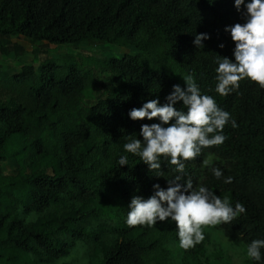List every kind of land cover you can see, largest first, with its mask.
<instances>
[{"label": "trees", "instance_id": "1", "mask_svg": "<svg viewBox=\"0 0 264 264\" xmlns=\"http://www.w3.org/2000/svg\"><path fill=\"white\" fill-rule=\"evenodd\" d=\"M245 11L235 0H0L1 54L26 55L14 36L46 42L33 63L13 74L0 71V264H170L177 256L183 264H210L206 226L205 240L185 250L171 218L152 227L126 224L131 199H147L155 184L167 189L174 176V166L162 165L166 177H157L124 151L127 136L143 140L141 126L160 122L128 114L152 99L163 105L173 85L186 87L189 74L237 127L226 125L223 144L185 162L181 183L191 178L233 207L245 205L246 214L217 225L225 236L246 248L264 239V88L246 78L227 96L215 92L216 57L235 63L225 29L244 24ZM203 33L210 39L201 49L193 41ZM95 43L140 53L100 61L120 85L90 105L92 69L49 53L50 45ZM175 107L187 111L182 101ZM122 155L129 165H118ZM208 155L231 184L210 168L200 172ZM9 161L12 171L4 167Z\"/></svg>", "mask_w": 264, "mask_h": 264}, {"label": "clouds", "instance_id": "2", "mask_svg": "<svg viewBox=\"0 0 264 264\" xmlns=\"http://www.w3.org/2000/svg\"><path fill=\"white\" fill-rule=\"evenodd\" d=\"M241 6L246 9V22L225 29L235 42V63L220 55L215 59L218 65L215 92L221 96L238 91L240 81L246 78L264 88V0H248L247 3L246 0H235L238 11ZM206 39H210L208 34H197L193 43L202 49ZM183 79L186 87L173 85V91L163 105L159 99H152L129 112L132 120L157 118L160 122L141 126L139 135L143 140L136 135L135 138L134 135L127 136L124 151L139 157L157 177H166L162 165L174 166L170 169L173 178H167V189L155 184L154 194L147 199L142 196L131 199L126 224L152 227L158 221L171 218L177 225L179 247L187 250L205 240L203 227L231 224L247 210L240 202L233 207L227 198L222 199L203 184L194 186L191 178L186 184L181 183L187 176L185 162L199 157L203 149L223 144L227 138L223 134L226 125L237 127L229 112L220 108L212 96L201 93L191 74ZM181 101L186 112L175 107ZM117 163L129 165L128 156H120ZM209 170L215 178H223L225 184L233 182L231 176L224 177L221 168L210 167ZM246 251L255 264H264V239L252 240Z\"/></svg>", "mask_w": 264, "mask_h": 264}, {"label": "rangeland", "instance_id": "3", "mask_svg": "<svg viewBox=\"0 0 264 264\" xmlns=\"http://www.w3.org/2000/svg\"><path fill=\"white\" fill-rule=\"evenodd\" d=\"M12 40L23 45L26 49V55L16 56L14 53L3 55L0 53V71L13 74L19 71L23 65L33 63L35 51L46 42H33L22 36H14ZM52 52L49 56L61 59L70 55L79 63H85V66L92 69L95 86L90 95L92 96L86 102L90 105L97 103L100 99H106L109 93L118 85L120 80L112 79V73L106 69L100 61L112 57H122L124 54H139L140 51L135 47L119 46L113 44L95 43L91 45H50ZM43 56V55H42ZM99 62V64H96ZM156 62L163 66V62ZM215 158L208 155L200 166V172L209 169ZM207 162V163H205ZM14 161L4 164L7 171H12L15 166ZM210 233V241L206 246L207 254L211 258L210 264H249L247 257V248L240 241L229 238L217 228V226H206ZM170 264H183L180 258L172 259Z\"/></svg>", "mask_w": 264, "mask_h": 264}]
</instances>
